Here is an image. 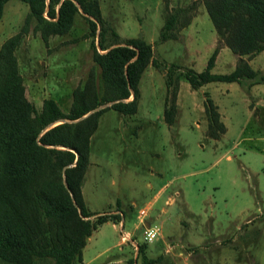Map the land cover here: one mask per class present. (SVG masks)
Segmentation results:
<instances>
[{"label": "rangeland", "instance_id": "374dc122", "mask_svg": "<svg viewBox=\"0 0 264 264\" xmlns=\"http://www.w3.org/2000/svg\"><path fill=\"white\" fill-rule=\"evenodd\" d=\"M97 3L104 42L140 36L151 44L157 64L148 63L141 73L134 113L108 108L98 116L81 187L87 208L96 212L91 219L117 212L120 220H106L91 231L77 264H127L128 259L133 264H264V91L256 90L264 80L189 86L181 72L203 69L211 50L223 46L200 0ZM177 8L188 10V21L180 25L184 14L179 13L175 35L161 39L164 19ZM27 12L26 2L5 1L0 44L20 30ZM83 15L78 8L69 29L45 41L30 17L14 47L24 95L37 109L44 97H52L66 112L73 87L90 73L101 91L92 39L102 49ZM238 59L223 48L210 70L229 72ZM254 59L253 69L264 75V50ZM170 63L177 89L168 124L163 109L171 101L165 84ZM206 94L224 125L217 138L206 135ZM138 244L145 245L142 253Z\"/></svg>", "mask_w": 264, "mask_h": 264}, {"label": "trees", "instance_id": "16d2710c", "mask_svg": "<svg viewBox=\"0 0 264 264\" xmlns=\"http://www.w3.org/2000/svg\"><path fill=\"white\" fill-rule=\"evenodd\" d=\"M6 0H0V17ZM28 6L23 24L0 44V260L5 264H77L91 231L106 220L119 221L120 213L96 212L87 208L81 183L88 163L90 137L98 116L108 108L132 114L137 108L138 81L148 63L157 64L151 44L140 36L121 43H105L103 19L97 0H22ZM220 42L238 56V62L224 73L212 72L217 47L208 55L204 68H186L181 75L191 88L209 81L249 83L264 75L241 56L264 49V0H200ZM78 8L85 14L91 42V58L99 67V92L90 73L73 87L67 111L52 97H44L37 109L24 95L21 75L13 53L30 17L42 40L66 32ZM164 19L159 37H173L179 13L180 25L189 19L186 8H177ZM113 36L115 33L113 32ZM174 63L166 66L165 84L170 103L163 109L166 123L172 122L177 82ZM110 102L95 110L93 107ZM206 135L217 138L224 131L218 112L206 94ZM86 113V114H85ZM85 114V115H84ZM64 167V168H63ZM116 201V210H119ZM122 212V211H121ZM144 244H138L142 253ZM143 259H147L143 255ZM127 264H133L128 259Z\"/></svg>", "mask_w": 264, "mask_h": 264}, {"label": "crops", "instance_id": "0c3cea01", "mask_svg": "<svg viewBox=\"0 0 264 264\" xmlns=\"http://www.w3.org/2000/svg\"><path fill=\"white\" fill-rule=\"evenodd\" d=\"M223 48H227V47H226L225 45H223V46H221V47L218 49V51L223 50ZM262 50H264V49H262ZM262 50H260V51H262ZM218 51H217V53H216V56L218 55ZM260 51H259V52H260ZM259 52L255 53V54H252V55L249 56V57H244V55H243L242 57L246 59L247 63H248L252 68H254L252 64H253V61L255 60V59H254L255 56H256ZM233 55L236 56L234 53H233ZM254 69H255V68H254ZM260 89H261V90H260ZM256 90H257L259 93H261L262 91H264V85H261V86L257 87ZM259 95H260V94H259ZM259 95L257 96L258 99H259ZM258 99H257V100H258ZM83 178H84V176H83ZM82 183H83V179H82ZM82 183H81V185H82ZM160 188H161V187H159V188L157 189L156 193L159 192V189H160ZM81 192H82V196H83V199H84V202H85V198H84V195H83L82 187H81ZM85 204H86V202H85Z\"/></svg>", "mask_w": 264, "mask_h": 264}, {"label": "water", "instance_id": "95a60500", "mask_svg": "<svg viewBox=\"0 0 264 264\" xmlns=\"http://www.w3.org/2000/svg\"><path fill=\"white\" fill-rule=\"evenodd\" d=\"M102 106H104V103H102V104H99V105H97V106H95V107H93L91 110H89L88 112H90V111H92V110H95V109H97V108H100V107H102ZM86 114V113H85ZM84 114V115H85ZM64 168V167H63Z\"/></svg>", "mask_w": 264, "mask_h": 264}, {"label": "clouds", "instance_id": "9594fccd", "mask_svg": "<svg viewBox=\"0 0 264 264\" xmlns=\"http://www.w3.org/2000/svg\"><path fill=\"white\" fill-rule=\"evenodd\" d=\"M153 236H154V233L153 232H149L148 238L151 239Z\"/></svg>", "mask_w": 264, "mask_h": 264}, {"label": "built area", "instance_id": "2783aa9c", "mask_svg": "<svg viewBox=\"0 0 264 264\" xmlns=\"http://www.w3.org/2000/svg\"><path fill=\"white\" fill-rule=\"evenodd\" d=\"M149 232H153V230H151V229H149L147 232H146V236H147V238H148V234H149ZM154 233V232H153ZM149 239V238H148Z\"/></svg>", "mask_w": 264, "mask_h": 264}]
</instances>
